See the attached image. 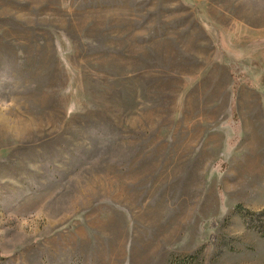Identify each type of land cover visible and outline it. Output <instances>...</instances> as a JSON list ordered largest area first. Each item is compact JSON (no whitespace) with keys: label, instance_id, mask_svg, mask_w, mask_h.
<instances>
[{"label":"rangeland","instance_id":"obj_1","mask_svg":"<svg viewBox=\"0 0 264 264\" xmlns=\"http://www.w3.org/2000/svg\"><path fill=\"white\" fill-rule=\"evenodd\" d=\"M0 264H264V0H0Z\"/></svg>","mask_w":264,"mask_h":264},{"label":"trees","instance_id":"obj_2","mask_svg":"<svg viewBox=\"0 0 264 264\" xmlns=\"http://www.w3.org/2000/svg\"><path fill=\"white\" fill-rule=\"evenodd\" d=\"M234 101H235V98H233V103L231 102V108H233V110H234Z\"/></svg>","mask_w":264,"mask_h":264}]
</instances>
